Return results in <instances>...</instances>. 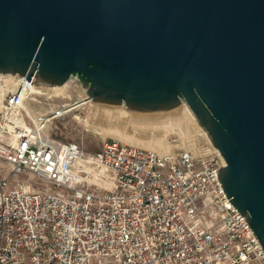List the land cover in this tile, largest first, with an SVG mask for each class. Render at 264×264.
<instances>
[{"label":"water","instance_id":"1","mask_svg":"<svg viewBox=\"0 0 264 264\" xmlns=\"http://www.w3.org/2000/svg\"><path fill=\"white\" fill-rule=\"evenodd\" d=\"M0 74L141 120L185 103L264 248V0H0Z\"/></svg>","mask_w":264,"mask_h":264},{"label":"built area","instance_id":"2","mask_svg":"<svg viewBox=\"0 0 264 264\" xmlns=\"http://www.w3.org/2000/svg\"><path fill=\"white\" fill-rule=\"evenodd\" d=\"M15 80L10 91L0 74V264H264L216 148L163 154L107 139L87 153L48 134L51 119L27 109L40 86Z\"/></svg>","mask_w":264,"mask_h":264},{"label":"rangeland","instance_id":"3","mask_svg":"<svg viewBox=\"0 0 264 264\" xmlns=\"http://www.w3.org/2000/svg\"><path fill=\"white\" fill-rule=\"evenodd\" d=\"M68 82L64 91L66 94L59 97L47 96V94L33 96L27 103L28 109L33 114H44L51 119L48 134L54 139L80 143L87 153L92 154L101 150L105 140H118V136L122 137L123 142L122 139L119 141L124 144H126V140H130L136 144L146 145L145 149L150 150H155L153 147H157V143L160 142L162 145L159 149H162L160 152L164 154L196 147H203L210 152L215 149L196 122L197 120L192 119L191 111L186 105H184L185 112L162 121L141 120L126 113L108 110L91 103L53 119L59 110L62 111L61 109L66 106H72L82 100V98H78L73 102L74 78ZM85 122L91 124L93 128H87L84 125ZM103 132L106 136L101 135ZM127 144L130 145L128 142Z\"/></svg>","mask_w":264,"mask_h":264},{"label":"bare ground","instance_id":"4","mask_svg":"<svg viewBox=\"0 0 264 264\" xmlns=\"http://www.w3.org/2000/svg\"><path fill=\"white\" fill-rule=\"evenodd\" d=\"M5 77H7V79H8V82H9V85H10V88H9V90L10 91H13L14 89V86H15V82H16V76H12V75H5ZM67 83H69V82H67ZM67 83L66 84H64L63 86H61V87H36V88H34L33 89V91H32V93L34 94V96L36 97V96H43V95H46L47 94V96L48 95H51L52 97L53 96H55V97H59V96H61V95H64V94H66L64 91H65V89H66V85H67ZM86 104H88V102L87 101H85L84 99H82L80 102H78V103H75V104H73L72 106H66V108H64V109H61L62 111H60L59 110V113H58V116H62V115H64V114H68V113H70L71 111H73V110H75L76 108H78V107H80V106H83V105H86ZM184 105H186L185 103H183ZM185 107V106H184ZM186 107H187V105H186ZM27 109H28V107H27ZM191 114V117H192V119L194 118L195 119V117L193 116V114L192 113H190ZM196 120V119H195ZM197 122V121H196ZM82 123V122H81ZM87 128H93V126L91 125V124H89L88 122H85V124H84ZM114 129V128H113ZM94 131H96V130H94ZM114 131V130H113ZM97 132V131H96ZM113 133V132H112ZM117 133V132H116ZM115 133V134H116ZM205 133V132H204ZM108 134H109V132H108ZM120 134V133H119ZM101 135L103 136H106L105 135V133L103 132V133H101ZM111 135V134H110ZM114 135V134H113ZM117 135H118V133H117ZM112 136V135H111ZM129 137V136H128ZM208 137V136H207ZM117 138H119L118 140H116V141H119L120 139H122V137H117ZM210 140V139H209ZM120 142V141H119ZM122 142H123V139H122ZM127 142L130 144V145H136V146H142V147H144V148H147V147H145L146 145H140V144H136V143H133V142H131L130 140H126V144H127ZM158 144V146L157 147H153V149H155V150H158L157 152H160L161 150L159 149L160 148V146L162 145V143H160V142H158L157 143ZM151 147V146H150ZM161 153V152H160ZM164 154V153H163ZM84 168H85V170L86 171H88V172H90V173H92L93 175H94V178H89V182H91V183H98V184H100V185H102V186H104V187H106V188H109V189H111L112 188V186H111V183L109 182V181H107V180H103V181H99V180H101V176H102V172H100V171H98V170H95L92 166H84Z\"/></svg>","mask_w":264,"mask_h":264}]
</instances>
